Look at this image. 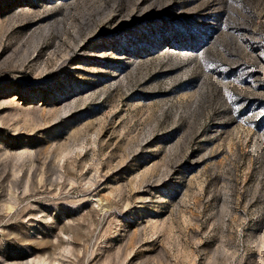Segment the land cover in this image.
Masks as SVG:
<instances>
[{"label":"rangeland","instance_id":"1","mask_svg":"<svg viewBox=\"0 0 264 264\" xmlns=\"http://www.w3.org/2000/svg\"><path fill=\"white\" fill-rule=\"evenodd\" d=\"M0 264H264V0H0Z\"/></svg>","mask_w":264,"mask_h":264}]
</instances>
